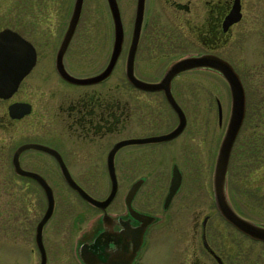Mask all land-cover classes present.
<instances>
[{
  "label": "flooded vegetation",
  "instance_id": "flooded-vegetation-1",
  "mask_svg": "<svg viewBox=\"0 0 264 264\" xmlns=\"http://www.w3.org/2000/svg\"><path fill=\"white\" fill-rule=\"evenodd\" d=\"M93 1L83 0L71 30L76 0H0V25L8 22L0 30L13 29L35 51V63L17 89L0 98V173L14 172L23 179L0 182V215L10 214L0 218V249L5 231L13 244L2 264H90L86 257L107 262L118 249L121 261L131 258L126 264H264V238L239 228L218 204L215 165L187 164L201 153L209 154L207 137L204 134L197 148L193 135L180 138L189 129L193 102L206 126L215 120L216 106L220 126L225 116L223 88L209 89L203 78L194 80L190 72L211 71L228 83L225 76L210 67L177 73L171 92L184 111V127L173 137L151 141L139 139L173 131L181 116L164 89L144 88L129 77L133 72L139 79L157 82L178 59L215 54L234 65L246 88L237 61L249 44L256 48L264 44V0ZM114 7L121 15L122 43L111 73L97 81L68 80L61 70L86 78L107 68L116 40ZM103 9L104 23L97 16ZM161 60L172 62L159 77L145 78L155 73L153 62ZM246 96L248 102L247 88ZM230 115L231 109L228 121ZM120 141L124 143L113 155L118 178L113 199L105 207L98 206L63 175L74 196H59V187L49 182L54 205L42 223L49 197L37 179L15 170L17 148L38 142L56 149L62 160L46 149L25 148L19 154L20 164L32 171L34 166L63 174L64 162L71 174H78L73 177L83 189L105 199L112 189L110 153ZM157 156L171 157L172 162L156 166ZM231 157L226 200L233 213L264 226V166L257 178L232 180ZM92 171L108 174L110 187L103 196L89 190L97 189L87 175ZM173 182L177 186L170 195ZM17 186L24 189V197L16 196ZM158 239L164 245L154 260L150 253Z\"/></svg>",
  "mask_w": 264,
  "mask_h": 264
},
{
  "label": "water",
  "instance_id": "water-1",
  "mask_svg": "<svg viewBox=\"0 0 264 264\" xmlns=\"http://www.w3.org/2000/svg\"><path fill=\"white\" fill-rule=\"evenodd\" d=\"M83 0H76L75 10L73 14L71 30L74 28L75 24L78 21L81 8H82ZM115 5V2L113 3ZM114 20L116 22V40L114 51L111 57V60L107 66V68L101 73L91 76V77H77L69 73L66 69L61 70L62 75L70 81L73 82H90L97 81L107 77L110 73L114 64L116 62L117 56L121 50L122 43V21L121 15L117 7L113 8ZM233 15V13H232ZM239 16H237L238 18ZM229 17V20L237 19ZM141 19V11L139 10L137 13L136 19V34L138 32L140 26ZM70 30V31H71ZM137 37V36H136ZM134 37V43L136 40ZM35 63V51L34 47L29 41L24 39L19 33L14 31L13 29L6 27L0 30V98L1 97H9L13 94V92L17 89L22 78L30 71L32 66ZM197 67H210L217 71H220L229 83V87L231 90L232 96V107H231V115L226 128L225 135L220 144L219 152L217 155L216 163H215V171H214V183H215V191L216 198L218 204L220 205L222 211L225 216L233 221L239 228L247 231L248 233L264 238V226H261L255 222H252L248 219L243 218L242 216L233 213L231 210L228 201L226 200L225 195V183H226V175L228 171V166L230 162L231 152L236 140V137L240 131V128L243 124L246 108H247V96H246V88L244 82L236 70L234 65L215 54H201V55H191L173 62L169 68L167 69L165 75L160 81L157 82H149L142 79L137 78L133 72H129L130 79L135 82L137 85L142 86L147 89H164L168 95L169 100L173 104V106L178 110L181 121L177 128L173 131L157 136L140 138L141 141H151V140H162L175 136L178 134L184 127L185 124V114L183 109L180 107L174 96L171 92L172 78L179 72L187 69L197 68ZM17 105H12L11 108ZM124 143V141L118 142L109 157V165L111 168L110 175L112 178V189L109 196L105 199H98L91 194H89L85 189H83L78 182L75 180L71 172L68 170L64 162H62L63 167V175L66 181L75 189H77L85 198L93 202L98 206L105 207L115 196L118 189V178L117 174L114 171V163H113V155L115 150ZM28 147H36L40 149H46L58 156L60 160H62L59 152L43 143L38 142H27L20 145L15 154H14V165L17 172L23 175L31 176L37 179L44 189L47 192L49 197V208L45 214V217L42 220V223L46 221L52 214V209L54 205V191L46 177L36 171H32L26 169L21 166L19 160L20 152ZM138 184H135L131 190L135 191ZM177 183L173 182L170 195L176 189ZM130 192V195H131ZM106 215H104V219H106ZM121 249H118V252L114 253L112 257L107 259V262L103 260H98V258H89L86 257L85 260L90 264H126L127 261H131L129 257L128 260L121 261Z\"/></svg>",
  "mask_w": 264,
  "mask_h": 264
},
{
  "label": "rangeland",
  "instance_id": "rangeland-1",
  "mask_svg": "<svg viewBox=\"0 0 264 264\" xmlns=\"http://www.w3.org/2000/svg\"><path fill=\"white\" fill-rule=\"evenodd\" d=\"M101 1L103 2L105 0H94L93 3L99 4ZM97 16H101L102 23L106 21L107 15L104 9L101 11V13L97 14ZM4 24H8V22L2 23L0 26ZM255 32L258 33L259 30H256ZM258 49L259 53H257ZM245 51L247 55H241L242 57L237 61V63L241 68L242 75L246 82L248 95L247 114L241 131L238 135L237 142L234 146V150L231 157L230 171L232 175V180H241L242 177H244V179L249 177V180L253 179L254 177L257 178L258 175L261 174L260 170L263 169L262 166H264V44L263 42H260L258 44V48L254 47V45L252 44H249L245 47ZM171 62L172 61L168 60L155 61L153 62V65L155 67V73L153 75L145 74L143 76L148 79H154L155 76L159 77L161 74H163V72ZM190 73H193L194 80L203 78L201 80L206 81L205 85H208L209 89L213 87H215L216 89H220V87L223 88V91L220 94L223 100L225 110L223 125L220 126L218 121L217 106L216 108H213V111L215 112V120L211 121L207 126L202 124V113L198 110V105L193 102L191 109L192 120L190 122L189 129L187 127L186 131L184 132L185 134L180 137L182 139H188L193 135L195 138L193 141L194 148H197L205 134V136L209 140V154L206 155L205 153H201L203 156H201V154L199 157L195 156V160L188 161L187 164L189 166H191L192 164H198L201 167L211 166V164H213L214 166L216 162L218 148L220 146L223 133L225 132L229 118L228 115L231 109L230 88L226 80L211 71L207 72L200 70L196 73ZM221 78L224 80V82H222L223 80ZM173 124L174 122L172 123V125ZM186 134L187 136L185 137ZM196 140L199 141L195 142ZM157 157L158 159L154 162V165L156 166H167L172 162L171 157ZM32 168L43 174L51 184L59 187V196H69L70 198L74 196L73 190H70L68 184L65 183V179L62 173L60 174L59 172H46L34 166H32ZM250 170L258 171L257 173H251ZM72 175L76 178L78 174L73 172ZM87 175L97 187L96 190L89 188V190H91L94 195L99 197L107 193L110 187V182L107 173H105L104 171H92ZM4 180L23 181V179L19 178L14 172H1L0 182ZM31 181L36 182L34 179H31ZM13 190H15L17 197H24V189H22L21 187L17 186L16 189ZM3 192L4 190L2 189V193ZM33 196L35 197L37 195L33 193ZM0 218H10L9 212H2ZM7 223L8 225L10 224L9 219L7 220ZM2 236H4L3 238H1L4 242H2L0 249V264H2L4 258L8 256V253L10 252L9 247H13V244H10L8 242L9 231H5V235ZM163 245L164 242L162 240H156V243L153 245V251H151L150 253L152 259H156L157 254L155 252L159 249V246L162 247Z\"/></svg>",
  "mask_w": 264,
  "mask_h": 264
}]
</instances>
